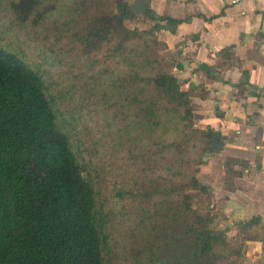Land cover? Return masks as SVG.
Segmentation results:
<instances>
[{
	"label": "trees",
	"instance_id": "trees-1",
	"mask_svg": "<svg viewBox=\"0 0 264 264\" xmlns=\"http://www.w3.org/2000/svg\"><path fill=\"white\" fill-rule=\"evenodd\" d=\"M1 4L16 26L6 37L20 46L0 39V264H216L230 244L209 228L211 192L190 167L219 134L193 126V92L160 54L163 17L130 28L125 0H0V13ZM231 49L220 56L233 61ZM105 112L114 136L90 130ZM124 138L162 171L135 165L137 175L112 182L131 163L111 165ZM238 163L224 158L227 189Z\"/></svg>",
	"mask_w": 264,
	"mask_h": 264
},
{
	"label": "crops",
	"instance_id": "crops-1",
	"mask_svg": "<svg viewBox=\"0 0 264 264\" xmlns=\"http://www.w3.org/2000/svg\"><path fill=\"white\" fill-rule=\"evenodd\" d=\"M146 1L149 21L163 17L156 31L162 54L175 59L172 73L193 92V126L219 134L203 163L215 231L230 244L232 264H264V0ZM167 17L176 22L164 26ZM229 46L233 61L220 56ZM226 156L241 161L233 189L224 187Z\"/></svg>",
	"mask_w": 264,
	"mask_h": 264
},
{
	"label": "rangeland",
	"instance_id": "rangeland-1",
	"mask_svg": "<svg viewBox=\"0 0 264 264\" xmlns=\"http://www.w3.org/2000/svg\"><path fill=\"white\" fill-rule=\"evenodd\" d=\"M1 6H3L4 8H3V10L0 13V39H3L4 38L3 41H5L7 44H10L11 46H20L17 41H15V40L10 41L8 39V37H6V35L9 33L8 31H6L10 27L9 25H13L14 24L13 27L11 28V34L12 35L15 34L14 30H15V27L16 26H15L14 20L12 19L11 14L8 12V8H7L8 6L7 5L5 6L4 4L3 5L1 4ZM125 24H126V26H128L130 28L137 27L139 29H144V28L148 27V25H150V21L146 17H143L140 14L139 15L135 14L134 18L126 20L125 21ZM22 32H28L31 36H36L38 39L43 40L42 39L43 32L41 33V32H38L36 30L34 31V28H31L29 30V29H26V27H23L22 28V31H19V33L21 34ZM35 32L39 33V35L36 34ZM26 45H25V47L27 49H25V52L28 54L27 55V58L29 59L28 61L32 62L31 64H33V65H39V64H41L40 60L35 55V52L32 51L33 46H31L29 48L28 45L27 46ZM50 49H51V46H48L47 50H50ZM163 51H164L163 49L160 51V54L161 55H163L162 54ZM56 71H57V69L53 70L54 73H56ZM107 118L109 119L108 113L105 112L104 115H102V117L100 116V123H99L98 127L93 126L94 128H90V130L93 131V132L101 130V133L104 136L110 132L109 134H111L112 136H114L113 133H115V131H116L115 129H116L117 126L115 124H113V126L107 127V125H106V123H107L106 122V119ZM171 129L172 128H170V130ZM170 130L168 131V134H170ZM180 130H181V127H179L178 131L177 130L176 131H173L172 132V136L173 137H178L180 135ZM115 141L116 140H114V142ZM123 141H125V143H124L125 144L124 145V151H121L119 155H118V153L116 154V155H118V157H116L114 159V161L111 162V165L115 166V163L117 162L116 163L117 167L115 166V168L117 169L118 168V165L124 164L126 161H128V163H129V159L131 158V163H129L130 166L126 170V173L128 171H129V173H127V174L124 173V172L120 173L118 171L117 173H120V175H117L112 180V182H114L116 180L117 183L119 184L120 181L127 180L128 177H131V173L132 172H134V175H137V172L134 170V166L135 165H137L140 168L141 171L143 169H145L148 172V174H150V175H154V174H157V172L160 173L162 171V167L153 168V171L147 169L148 164H147V162H144L145 161L144 158H146V156H143L139 152L138 149H133L132 150L131 145L128 144L127 138L126 139L124 138ZM197 144H198V141H196V140L195 141H189V146H188L189 147V153L191 154L192 158L193 157L194 158H197L201 154L198 151ZM128 150H129V152H127ZM210 157H208L205 161H203L202 158H201L202 163L197 164L196 166L191 165V167H190L193 172L196 171L194 173L196 174V177L200 180V182H202V183L204 182L205 184L208 183L207 181H209L208 180L209 177L204 172V165L205 164H203V163H206L207 161H209V158ZM152 164L153 163L150 162L149 163V167L152 168ZM217 164H218V162H216V163L214 162V165H216V167H217ZM216 167H215V171H217V168ZM195 169H197V170H195ZM114 173L116 174V172H114ZM122 177H124V178L122 179ZM207 185H209V184H207ZM189 193L191 195V203L193 205H196V198L194 197L195 192L194 191H189ZM211 199H212V195H211ZM212 212L213 211H210L211 214H212ZM209 228L215 231L216 226L211 223L209 225ZM220 249L221 248H218L219 252H221V254H222L223 257H221V259H219L216 262V264H232V260L228 256L229 249H221V250Z\"/></svg>",
	"mask_w": 264,
	"mask_h": 264
},
{
	"label": "water",
	"instance_id": "water-1",
	"mask_svg": "<svg viewBox=\"0 0 264 264\" xmlns=\"http://www.w3.org/2000/svg\"><path fill=\"white\" fill-rule=\"evenodd\" d=\"M148 8V2L146 0H135L134 2L127 5L126 10L130 13V15L133 14H140L144 15ZM218 147V143L213 142L211 144L210 149L204 153L202 160L205 161L208 157H210L213 153V150Z\"/></svg>",
	"mask_w": 264,
	"mask_h": 264
}]
</instances>
